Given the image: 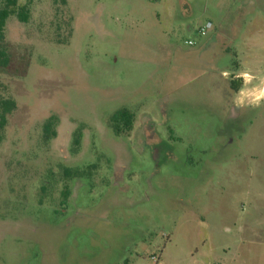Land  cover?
<instances>
[{
    "label": "rangeland",
    "instance_id": "obj_1",
    "mask_svg": "<svg viewBox=\"0 0 264 264\" xmlns=\"http://www.w3.org/2000/svg\"><path fill=\"white\" fill-rule=\"evenodd\" d=\"M19 3L0 264H264V0ZM229 68L250 73L232 98Z\"/></svg>",
    "mask_w": 264,
    "mask_h": 264
},
{
    "label": "trees",
    "instance_id": "obj_2",
    "mask_svg": "<svg viewBox=\"0 0 264 264\" xmlns=\"http://www.w3.org/2000/svg\"><path fill=\"white\" fill-rule=\"evenodd\" d=\"M11 16H17L19 21L28 22L31 16L30 9L28 5H21L19 0H3L0 4V68H7L10 65V57L1 49V43L4 39L5 27L8 19ZM235 86V90H239L241 83H232ZM16 102L12 98H6L0 96V144L3 142L5 137V130L8 124L9 116L16 110ZM112 129L115 134L129 136L134 129L135 115L127 109L120 110L113 117L111 121ZM55 120L50 119L46 125L45 129L49 130L54 128ZM56 133L53 135L47 134V139L55 137ZM82 136L79 134L75 138V143L78 144ZM77 147V146H76ZM67 197V192L65 193Z\"/></svg>",
    "mask_w": 264,
    "mask_h": 264
},
{
    "label": "crops",
    "instance_id": "obj_3",
    "mask_svg": "<svg viewBox=\"0 0 264 264\" xmlns=\"http://www.w3.org/2000/svg\"><path fill=\"white\" fill-rule=\"evenodd\" d=\"M234 55V56H233ZM232 56L235 58L236 55L235 53L232 54ZM249 73V72H248ZM230 75H234L232 78H228V76ZM245 75H250L247 74V73H239V74H235V70L229 68V70H223L222 71V78H220L221 80H223V83H224V90H223V94H228L231 98L234 96V95H237L240 93V89H241V86H240V89L239 90H235V86L232 85V83L236 82V83H242V79L245 78ZM251 77V76H250ZM236 81H234L235 79ZM239 80V81H237ZM225 85H226V88H225ZM258 90L256 88H254L253 90H250V93H252L253 95L255 94V92H257ZM260 91L262 92V96H264V88L263 90L260 89ZM252 99L250 98V101ZM252 104V103H251ZM192 259H194V256H191Z\"/></svg>",
    "mask_w": 264,
    "mask_h": 264
},
{
    "label": "built area",
    "instance_id": "obj_4",
    "mask_svg": "<svg viewBox=\"0 0 264 264\" xmlns=\"http://www.w3.org/2000/svg\"><path fill=\"white\" fill-rule=\"evenodd\" d=\"M213 29V24L211 22L206 23L204 26H202L201 28H199L198 30V34L200 36H206L207 33ZM189 46H193L195 43L193 41H188L186 42ZM153 261H157L156 257H153Z\"/></svg>",
    "mask_w": 264,
    "mask_h": 264
}]
</instances>
